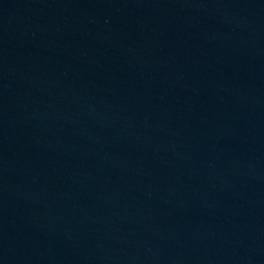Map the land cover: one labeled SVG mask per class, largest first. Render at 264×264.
Wrapping results in <instances>:
<instances>
[{"label":"water","instance_id":"95a60500","mask_svg":"<svg viewBox=\"0 0 264 264\" xmlns=\"http://www.w3.org/2000/svg\"><path fill=\"white\" fill-rule=\"evenodd\" d=\"M0 264H264V0H0Z\"/></svg>","mask_w":264,"mask_h":264}]
</instances>
